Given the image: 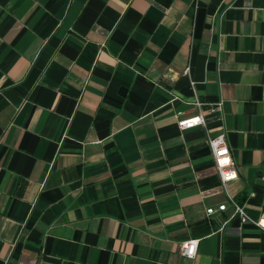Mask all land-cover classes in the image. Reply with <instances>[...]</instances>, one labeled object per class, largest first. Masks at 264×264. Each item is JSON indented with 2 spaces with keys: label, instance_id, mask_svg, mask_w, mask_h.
Here are the masks:
<instances>
[{
  "label": "crops",
  "instance_id": "1",
  "mask_svg": "<svg viewBox=\"0 0 264 264\" xmlns=\"http://www.w3.org/2000/svg\"><path fill=\"white\" fill-rule=\"evenodd\" d=\"M231 198L264 228V0H0V264H264Z\"/></svg>",
  "mask_w": 264,
  "mask_h": 264
},
{
  "label": "built area",
  "instance_id": "2",
  "mask_svg": "<svg viewBox=\"0 0 264 264\" xmlns=\"http://www.w3.org/2000/svg\"><path fill=\"white\" fill-rule=\"evenodd\" d=\"M188 68L185 69V73H188ZM189 84L192 86L193 81H189ZM176 97H174L175 99ZM206 104L208 106V114L218 115L221 111L223 100L220 99L213 103H204L198 99L194 94L193 105L197 108V112L188 115L179 117L177 120V126L179 129H189L197 126H205L207 123V114L201 111L202 105ZM207 142L210 148V153L214 161L215 173L225 187L229 182L237 179L238 173L234 166L229 164V147L226 144L224 131H221L214 137L207 136ZM229 203L233 207V214L236 216L240 223L253 222L260 228L264 229L259 221L251 219L245 212L243 204L238 203L234 199H230ZM226 202L219 204L217 207H207L205 213L207 215H212L216 211L224 210L226 208ZM198 251V239L190 238L184 240L179 245V254L186 259H194Z\"/></svg>",
  "mask_w": 264,
  "mask_h": 264
}]
</instances>
